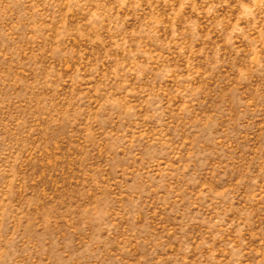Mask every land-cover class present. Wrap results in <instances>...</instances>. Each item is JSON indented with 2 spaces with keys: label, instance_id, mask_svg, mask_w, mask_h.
I'll use <instances>...</instances> for the list:
<instances>
[{
  "label": "rangeland",
  "instance_id": "rangeland-1",
  "mask_svg": "<svg viewBox=\"0 0 264 264\" xmlns=\"http://www.w3.org/2000/svg\"><path fill=\"white\" fill-rule=\"evenodd\" d=\"M0 264H264V0H0Z\"/></svg>",
  "mask_w": 264,
  "mask_h": 264
}]
</instances>
